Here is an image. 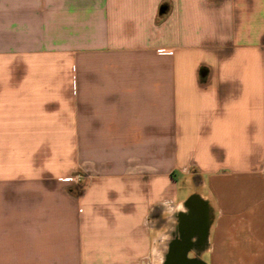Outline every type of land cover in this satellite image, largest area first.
I'll list each match as a JSON object with an SVG mask.
<instances>
[{"label": "crops", "instance_id": "crops-1", "mask_svg": "<svg viewBox=\"0 0 264 264\" xmlns=\"http://www.w3.org/2000/svg\"><path fill=\"white\" fill-rule=\"evenodd\" d=\"M180 243L264 264V0H0V264Z\"/></svg>", "mask_w": 264, "mask_h": 264}, {"label": "flooded vegetation", "instance_id": "flooded-vegetation-1", "mask_svg": "<svg viewBox=\"0 0 264 264\" xmlns=\"http://www.w3.org/2000/svg\"><path fill=\"white\" fill-rule=\"evenodd\" d=\"M182 244H177L170 255L169 260L165 264H200L196 261L185 260L181 253Z\"/></svg>", "mask_w": 264, "mask_h": 264}, {"label": "rangeland", "instance_id": "rangeland-1", "mask_svg": "<svg viewBox=\"0 0 264 264\" xmlns=\"http://www.w3.org/2000/svg\"><path fill=\"white\" fill-rule=\"evenodd\" d=\"M145 263V262H144ZM156 262H154V264H155Z\"/></svg>", "mask_w": 264, "mask_h": 264}]
</instances>
